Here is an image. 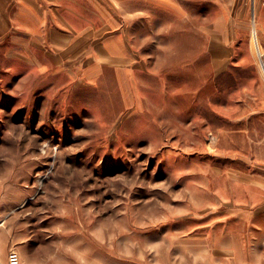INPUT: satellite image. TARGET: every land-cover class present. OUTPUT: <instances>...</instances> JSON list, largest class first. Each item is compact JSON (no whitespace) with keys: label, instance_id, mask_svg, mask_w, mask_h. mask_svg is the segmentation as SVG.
<instances>
[{"label":"rangeland","instance_id":"obj_1","mask_svg":"<svg viewBox=\"0 0 264 264\" xmlns=\"http://www.w3.org/2000/svg\"><path fill=\"white\" fill-rule=\"evenodd\" d=\"M102 4L128 63L3 49L0 264H264V0Z\"/></svg>","mask_w":264,"mask_h":264},{"label":"crops","instance_id":"obj_2","mask_svg":"<svg viewBox=\"0 0 264 264\" xmlns=\"http://www.w3.org/2000/svg\"><path fill=\"white\" fill-rule=\"evenodd\" d=\"M102 5V0H0V66L9 55L3 49L10 44L19 47L15 54L29 46V61L36 63H43L39 56L44 55L45 62L51 61L47 56L54 51L65 57L63 62L73 59L77 63L82 61L78 59L81 52L89 50L86 54L94 57L92 62L128 63L133 54L128 47L127 24L123 27L120 22L105 33L102 15L109 18L110 13ZM251 117L264 121V110H254ZM261 139L264 141V135ZM258 176L264 181V172Z\"/></svg>","mask_w":264,"mask_h":264},{"label":"built area","instance_id":"obj_3","mask_svg":"<svg viewBox=\"0 0 264 264\" xmlns=\"http://www.w3.org/2000/svg\"><path fill=\"white\" fill-rule=\"evenodd\" d=\"M10 260H11V262H13L15 264H18L19 256H18V254L15 251H11L10 252Z\"/></svg>","mask_w":264,"mask_h":264},{"label":"bare ground","instance_id":"obj_4","mask_svg":"<svg viewBox=\"0 0 264 264\" xmlns=\"http://www.w3.org/2000/svg\"><path fill=\"white\" fill-rule=\"evenodd\" d=\"M256 47H257V51H260V48H259V46H258V45H256Z\"/></svg>","mask_w":264,"mask_h":264}]
</instances>
